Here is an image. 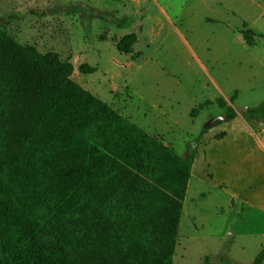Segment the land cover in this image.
Segmentation results:
<instances>
[{
    "label": "trees",
    "instance_id": "obj_1",
    "mask_svg": "<svg viewBox=\"0 0 264 264\" xmlns=\"http://www.w3.org/2000/svg\"><path fill=\"white\" fill-rule=\"evenodd\" d=\"M134 42L124 36L116 49L128 55ZM72 73L56 53L0 30V264H172L196 151L181 157L162 146ZM241 116L264 124V100ZM263 261L264 247L251 264Z\"/></svg>",
    "mask_w": 264,
    "mask_h": 264
},
{
    "label": "rangeland",
    "instance_id": "obj_2",
    "mask_svg": "<svg viewBox=\"0 0 264 264\" xmlns=\"http://www.w3.org/2000/svg\"><path fill=\"white\" fill-rule=\"evenodd\" d=\"M243 24L253 46L242 39ZM0 30L40 54L56 53L72 65L73 82L181 157L198 149L200 131L227 108L238 126L242 110L264 100V0H0ZM127 35L135 42L124 55L116 44ZM206 101L213 104L192 118ZM224 124L211 128L214 139ZM206 182L187 184L186 197L191 189L206 195L199 208L185 198L172 264H251L264 237H235L229 220L240 216Z\"/></svg>",
    "mask_w": 264,
    "mask_h": 264
},
{
    "label": "crops",
    "instance_id": "obj_3",
    "mask_svg": "<svg viewBox=\"0 0 264 264\" xmlns=\"http://www.w3.org/2000/svg\"><path fill=\"white\" fill-rule=\"evenodd\" d=\"M237 118L239 117L225 122L222 127L219 126L218 132L223 134L218 139H214L215 129L204 134L196 150L189 180L190 183L193 180H207L208 193L224 195L230 213L237 218L240 216L239 219L229 220L235 237H264V124L247 122L241 116L243 121L237 123L238 126H231ZM213 142H218L219 150L214 157L210 151ZM200 150H203L205 170L203 174L198 175L196 166L201 157ZM216 169L220 173L224 172L225 176L220 177ZM187 192L188 185L186 194ZM186 194V200L190 197V203L193 201L197 204L195 208H199L200 203L205 200V197L201 199L200 196L206 195L204 191L192 189L190 196L186 197Z\"/></svg>",
    "mask_w": 264,
    "mask_h": 264
},
{
    "label": "water",
    "instance_id": "obj_4",
    "mask_svg": "<svg viewBox=\"0 0 264 264\" xmlns=\"http://www.w3.org/2000/svg\"><path fill=\"white\" fill-rule=\"evenodd\" d=\"M219 122H221V123H225V122H227V118H226V116H225V115H221V116H219V117H217V118H213V119H211V120L206 124V128H212V127L216 126V124L219 123Z\"/></svg>",
    "mask_w": 264,
    "mask_h": 264
}]
</instances>
